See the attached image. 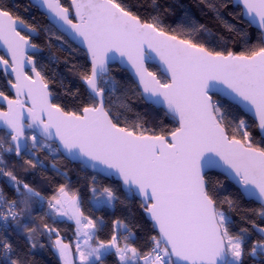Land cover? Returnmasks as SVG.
<instances>
[{
	"label": "snow or ice",
	"instance_id": "1",
	"mask_svg": "<svg viewBox=\"0 0 264 264\" xmlns=\"http://www.w3.org/2000/svg\"><path fill=\"white\" fill-rule=\"evenodd\" d=\"M33 2L39 7H46L55 22L72 24L68 9L59 0ZM71 3L81 21L72 24L74 35L86 42L91 56L90 74L82 76L90 103L81 105L79 113L66 111L59 103L52 102V93L43 83L44 78L36 71L35 65L32 71L36 72L37 80L23 73L22 58L26 49H35L36 46L20 35V30L26 26L24 21L19 18L14 20L7 7L0 2V41L7 46L12 58V64H9L0 56V64L7 65L3 69L6 73L9 69L16 73L18 83L12 86L17 89V97L27 89L26 94L32 101L28 116L33 121L28 125L22 124L24 101L9 100L0 92V98L8 103V112H0V123L10 130L11 140L16 142V155L20 153V137L24 135L25 126L31 128L35 124L42 126V134L59 137L63 147L73 156L88 157L115 169L129 189L135 186L143 195L145 211L155 221L154 226L159 228V238H151L152 247L146 253L128 244L118 246L114 235L108 244L101 241L98 247L89 249L87 253L80 251L77 244L80 259L86 264H95L112 248H115L120 264H141V261L143 264H243L246 254L255 257L258 250L264 257L262 241H256L250 253L245 252L242 245L246 229H241L239 235L229 232L231 218L222 210V205L226 202L229 208H235L237 204L232 200L218 201L214 198L213 182L204 172L205 167L220 166L223 162L238 178L244 195L264 204V148L253 147L251 142L245 146L235 134L230 137L222 106L213 99V90L218 89L225 96L250 106L259 116V128L264 131V39L261 46L247 54L228 52L225 56L222 52L209 51L192 39L178 40L158 26L157 18H153V22H141L139 16L118 0H71ZM239 3L243 4L250 17L249 23L264 29V0H239ZM211 6L215 8V5ZM225 27L229 31L234 30L232 25L226 24ZM200 28L204 26L200 25ZM146 49L159 56L170 73L169 81L161 83L143 67ZM109 52L127 57L140 77L143 91L147 94L145 99L164 104L168 113L178 121L177 128L151 136L143 133L136 135L114 120L110 115L111 109L106 107L105 96V88L111 92L116 87L114 80L104 78L109 71L108 61L112 59L108 56ZM230 127L233 133L242 132L245 139L251 136L243 119L238 118ZM32 139L35 140V137ZM27 163L36 166L32 160ZM0 175L10 178L21 197L19 202L7 200L0 190V221L5 222L0 227L6 229L9 219L19 221L17 207L23 205L27 208L31 198L39 196V193L10 171L0 168ZM21 187L26 191L21 192ZM92 191L95 193L96 189ZM60 192L64 194L63 187ZM101 195L105 203L110 204L115 199L108 188ZM95 199L100 202V197ZM67 203L73 210L70 218H75L79 226L82 213L78 202ZM48 206L57 214L68 215L60 201L56 204L49 202ZM259 214L264 218V211ZM84 219L85 228L96 227L95 221L87 217ZM115 223L119 225L120 221ZM27 231L33 233L35 229ZM258 231L264 233V228ZM84 235L91 239L89 233ZM132 235L130 232L129 236ZM55 245L65 264H72L67 257L69 246L59 239ZM31 246L35 248L36 244ZM0 264L28 262L4 238L0 239Z\"/></svg>",
	"mask_w": 264,
	"mask_h": 264
},
{
	"label": "trees",
	"instance_id": "2",
	"mask_svg": "<svg viewBox=\"0 0 264 264\" xmlns=\"http://www.w3.org/2000/svg\"><path fill=\"white\" fill-rule=\"evenodd\" d=\"M0 2L15 19L23 20L27 27L38 32L37 38L33 40L37 47L42 49V53L36 55L37 69L50 87L54 97L53 103H59L66 111L79 113L81 105L90 103L89 92L82 79L83 75L90 74L91 71L86 53L61 35L29 0ZM118 2L139 16L142 22H153V18H157L158 26L165 32L179 39H192L213 53L247 54L251 49L261 46L263 39L262 33L244 20L242 9L233 6L232 0H118ZM61 3L65 8H70V0H61ZM224 4L228 7H223ZM211 5H215V8ZM226 24L232 25L234 30L229 31L225 27ZM200 25L204 28L201 29ZM148 68L162 83L168 81L156 66L149 65ZM109 71V76L104 78L114 80L116 87L111 92L105 88L106 107L111 109L110 115L121 127H128L138 135L160 134L161 131L167 133L178 127L172 116L164 110L155 109L143 100L128 72L117 65L111 66ZM0 92L8 95L4 81L1 80ZM215 100L222 106L226 131L230 137L235 134L245 145L251 142L253 147L264 148V139L261 138L256 123L249 116L226 100L219 97H215ZM238 118L245 121L251 133L247 139L243 137L242 132L233 133L231 130L230 125H234ZM136 124L140 127L134 128L133 125ZM38 140L35 148H28L18 157L10 135L0 130V158L3 160L0 168L12 172L18 180L27 183L39 193V196L31 198L27 208L20 205L19 221L11 222L0 239L7 238L28 264H63L56 252L55 241L60 239L75 250L76 226L72 221L58 217L48 206L49 202L59 197L60 189L63 187L69 196L78 199L82 216L95 221L98 233L110 239L118 234L121 243L127 241L141 252L146 253L151 249V238L158 236L147 219L145 207L140 200L124 191L121 184L113 178H105L90 172L81 164L65 159L54 144L44 142L40 138ZM8 148H12L13 151H6ZM28 160H32L36 166L29 165ZM207 177L213 182L214 198L218 201L236 202L235 208H229L228 203H223L222 210L231 218L228 224L231 234L239 235L241 229L247 230L244 233L242 247L246 253H250L256 241L264 242L254 230V227L264 228V218L259 214L264 208L246 200L223 175L211 172ZM93 188L98 195H101L105 188L110 189L115 196L113 207L106 205L95 207L92 202L95 194ZM0 190L9 200L15 199L19 202L21 199L14 183L7 176L2 175ZM20 191L26 190L21 187ZM116 221L124 224L125 230L120 228L117 231ZM29 228L35 229V232L29 233L27 231ZM48 229L53 231L49 232ZM130 232L132 236H129ZM33 243L36 244L35 248L31 246ZM95 264L119 262L112 253H108ZM243 264H264V257L260 256L258 250L255 257L246 254Z\"/></svg>",
	"mask_w": 264,
	"mask_h": 264
},
{
	"label": "water",
	"instance_id": "3",
	"mask_svg": "<svg viewBox=\"0 0 264 264\" xmlns=\"http://www.w3.org/2000/svg\"><path fill=\"white\" fill-rule=\"evenodd\" d=\"M29 2H30V4L32 6L38 8L39 11L41 13H43L47 17V19L49 20L50 24L61 35L66 37L69 42H71L73 45L77 46L78 48H80L81 50H83L86 53V55L88 57V62H89L90 67H91V56H90V53L88 51L86 42H84L82 38H79V37L74 35L75 30L72 28V24H79L81 21L79 20V18L76 15V10H75V7L72 5L71 0H70V8H67V9H68V18L72 21V24H66L63 21H60L59 23L55 22L54 19H53V15L48 11V9L46 7H39L37 4H35L33 2V0H29ZM59 3L62 5L61 0H59ZM232 3H233V6L240 7L242 9L243 18H244V20H246L249 23L250 17L246 14L245 9L243 7V4L239 3V0H232ZM13 19L15 20L14 17H13ZM250 25L254 29L258 30L259 32L264 33V29H261L258 24L252 23ZM23 32L27 33L31 38H36L38 36V32L36 30L33 31V29H31V28H29L27 26L23 27L22 30H20V35L21 36H24ZM24 37H26V36H24ZM30 37H26V38L28 40V43L32 44V40H31ZM177 39L180 40L179 38H177ZM263 39H264V36H263ZM146 52H147V55L145 56V58L143 60V67L145 69H147L148 72H151L149 70L148 66L149 65L156 66L160 70L161 74L164 75L169 81L170 73L166 71V66L160 60L159 56L154 51H151V50H147L146 49ZM1 53H2V56L4 57V59L7 60L9 62V64H12L11 53L8 51L7 46L4 44L3 41H0V56H1ZM40 53H42V49L36 46L35 49H30V48L26 49V54L22 58V61H23L22 71H23V73L25 75H27V71L30 70L31 71V75H32V80H37V77H36V72L32 71V66L33 65H35V68H36V60L33 57H31V55L40 54ZM108 56L112 57V59H110L108 61V69L109 70H110L111 66L117 65L122 70H125L126 72H128L130 77L133 79V81L137 85L138 90H139L143 100L147 104L153 106L155 109L164 110L168 115H170L168 113L167 108H166V106L164 104L151 103V102H149V101H147L145 99V96L147 94L144 93V91H143V85L140 83V77L137 74L136 69L133 67L132 63L130 61H128L126 56L122 57L118 52L117 53L109 52ZM225 56H227V55H225ZM29 57H31L30 61H29ZM5 67H7V65L0 64V70L3 71V73L6 76L10 75L12 77V79H13V83H11V84L9 83V88H10V91L13 94L14 98L11 99V98L8 97V99L9 100H13V101H15V100L24 101V108L22 109V111L24 113V116L21 119V123L24 124V125L31 124V123H33V121L28 116V109L32 107V101H31V98L28 97L27 94H26L27 93V89L25 88L24 92L19 97H17V95H16L17 89L12 86V85H16L18 83L17 80H16V73L12 72L11 69H9L8 72L6 73L3 70ZM13 67H17V65H13ZM36 71H38L37 68H36ZM151 73H153V72H151ZM109 74H110V71H108V73L105 74V76H109ZM153 74H154L155 79L160 81L158 76L155 73H153ZM149 79H151V78H149ZM43 83H45L44 80H43ZM85 86L87 88L86 84H85ZM48 90L50 91L49 85H48ZM215 97H219L220 99L226 100L229 103H231L232 105L237 106L243 113H245L247 116H249L256 123L258 132H259L261 138L264 139V131H262L259 128V116L256 114V112L250 106H245L244 104L240 103L238 100H233L231 97L225 96L224 93L222 91L218 90V89H214L213 90V99H215ZM51 99H52V102H53V99H54L53 95H52ZM0 106L5 108L4 111L0 110V112H3V113H7L8 112V103H7V101L3 100L2 98H0ZM177 123H178V121H177ZM41 128H42V126L37 127L35 124L31 128H28V127L25 126L24 135L20 137V142L22 143V146L20 148L19 155H17L18 157L21 156L23 153H25L28 150V148H29L28 133L29 132H33V133H35V135L38 138H40L44 142H47V143H50V144H54L56 146L58 152L65 159H67V160H69V161H71V162H73L75 164H81L84 168H86L87 170H89L90 172H92L94 174L101 175V176H103L105 178H113L114 180L119 182L121 184V186H122L124 191H126L127 193H130V194H133L134 197H136L138 200H140L142 202L143 206L145 207V204H144L145 198L143 197V195L136 190L135 186H133L132 189H129L128 186L124 183V180L121 177V175L119 173H117L115 169H109V168H107L106 165H103V164L99 163L98 161H93V160H91L88 157H83V156L75 157V156H73L72 154H70L63 147L59 137L46 136V135L42 134ZM0 130H3V131H5L8 134L10 132V130L6 129L2 123H0ZM136 135H138V134H136ZM146 136H151V135H146ZM11 143L13 145V148L15 149L16 142L11 140ZM23 145H26V147L23 146ZM245 146H247V145H245ZM204 172L206 173V175L208 173H211V172H216V173H219V174L223 175L225 178H227V180L233 186H235L240 191V193L243 195V197L246 200L253 201L256 204H258V205H260V206H262L264 208V204H262V202L260 200H258L256 198H249V197H246L244 195L243 189L241 187V184L238 182V178H236L233 175L231 170H229L227 168V166L223 164V162H221L220 166L211 167V168L205 167L204 168ZM146 217L151 222V224L153 226V229L155 230V232L157 233V236L159 238V228H158V226H154L155 225V221L152 220V218H151V216H150V214L148 212H146ZM258 229H259V227H254V230L256 231V233L260 237H262L263 240H264V233H260L258 231Z\"/></svg>",
	"mask_w": 264,
	"mask_h": 264
},
{
	"label": "rangeland",
	"instance_id": "4",
	"mask_svg": "<svg viewBox=\"0 0 264 264\" xmlns=\"http://www.w3.org/2000/svg\"><path fill=\"white\" fill-rule=\"evenodd\" d=\"M33 137H35V140H33L32 138ZM28 140H29V148H31V149H33V148H35L36 146H37V143H39L38 141V137L35 135V134H29L28 135ZM33 145H35V147L33 146ZM96 197H100V202H97V200L95 199ZM57 201H60L59 200V197L58 198H56L54 201H52L54 204H56V202ZM92 202H93V205L95 206V207H100V206H103V205H106V206H109V207H113V205H114V200L109 204V203H105V202H103V196L102 195H98V194H94V196H93V199H92ZM52 210H54V209H52ZM55 211V210H54ZM71 211V210H70ZM70 211H68V214L70 213ZM57 214V213H56ZM58 215V217H64V218H68L67 216H65V215H60V214H57ZM86 223V221H84L83 223H82V225H79L78 227H79V232H78V235H77V238H76V240H75V242H74V247H75V251L69 246V248H70V250H72V252H73V254H74V258H76V260H75V264L76 263H78V264H86V262L85 261H82L81 259H80V252H78L77 251V244H79V248H80V251H82V252H85V253H87V251L89 250V249H91V248H95V247H98L99 246V244H100V242L101 241H103L105 244H108L110 241H111V239L110 238H108V237H106L105 235H101V237L99 236L98 237V235H97V240L96 241H94V239H95V237L96 236H92L91 237V239H88V237L87 236H85L84 235V233H83V231H82V228H81V226H83L84 227V224ZM123 229V230H125V225L124 224H119V225H117L116 224V229H117V231L119 230V229ZM84 229H85V231L87 232V228H85L84 227ZM88 233V232H87ZM91 235V234H90ZM116 236V238H117V244H118V246H120V247H123L124 246V244H128V245H130V246H132L129 242H127V241H123L122 243L119 241V236H118V234H116L115 235ZM87 240V243H85V241ZM57 252V251H56ZM59 252H57V254H58ZM109 253H112L114 256H115V258L118 260V255L116 254V252H115V248H112V249H110L109 250ZM59 255V257H60V259L62 258L61 257V255H60V253L58 254ZM105 256V255H104ZM104 256H102L101 257V259L104 257ZM62 260H63V263L65 264V260L62 258ZM93 260H94V258H93ZM118 262H119V264H120V261L118 260ZM141 264H143V262L141 261Z\"/></svg>",
	"mask_w": 264,
	"mask_h": 264
},
{
	"label": "crops",
	"instance_id": "5",
	"mask_svg": "<svg viewBox=\"0 0 264 264\" xmlns=\"http://www.w3.org/2000/svg\"><path fill=\"white\" fill-rule=\"evenodd\" d=\"M66 194V195H65ZM59 200H60V202H61V204H63L64 205V210L65 211H70V213L67 215V217L68 218H64V217H62L63 219H67V220H70V221H72L74 224H75V226H76V232H77V235H78V231H77V229H78V225H77V223H76V219L75 218H70V217H72L73 216V210L69 207V204L67 203V202H70V201H77L78 202V199L76 198V197H71V196H69V194L68 193H66L65 191H64V194H61V192H60V194H59ZM52 204H54L53 202H51ZM61 218V217H60ZM79 219H80V221H81V223H80V225H82V223L85 221V219H84V217L82 216V215H80L79 216ZM81 228H82V231H83V233H85L86 231H85V229H84V227L83 226H81ZM87 232L89 233V234H91V237L92 236H96L95 237V239H94V241H96L97 239V235H98V237L100 236L101 237V233H98L97 232V229H96V227L95 228H91V227H88L87 228ZM76 238H77V236H76ZM112 239V238H111ZM60 240V239H59ZM76 240V239H75ZM61 241V243L62 244H67V243H65V242H63L62 240H60ZM68 245V244H67ZM69 246V245H68ZM55 248H56V251L57 252H59V250H58V248H57V246L55 245ZM75 251V250H74ZM59 254V253H58ZM74 256V254H73V252H72V250H70V248H68V252H67V257L72 261V264H75L74 262H75V260H76V258H74L73 257ZM61 261H62V263H63V260H62V258H61ZM64 264V263H63Z\"/></svg>",
	"mask_w": 264,
	"mask_h": 264
},
{
	"label": "flooded vegetation",
	"instance_id": "6",
	"mask_svg": "<svg viewBox=\"0 0 264 264\" xmlns=\"http://www.w3.org/2000/svg\"><path fill=\"white\" fill-rule=\"evenodd\" d=\"M23 35L24 36H26V37H30L27 33H24L23 32ZM31 38V37H30ZM37 38V37H36ZM35 38H31V40H32V44L33 45H35V46H37L34 42H33V40H34ZM36 55H38V54H35V55H31V57H33L35 60H36ZM1 56H2V53H1ZM36 68H37V60H36ZM38 70V69H37ZM27 75L28 76H30V77H32V75H31V71L30 70H28L27 71ZM0 80L1 81H4V84H5V86H6V88H7V90H8V95H6V94H4L5 96H7V97H9V98H14V96H13V94L11 93V91H10V88H9V81H11V83H13V79H12V77L10 76V75H5L4 73H3V71H1L0 70ZM45 82V81H44ZM0 110H5V108L4 107H2V106H0ZM29 134H35V133H33V132H29L28 133V135Z\"/></svg>",
	"mask_w": 264,
	"mask_h": 264
},
{
	"label": "built area",
	"instance_id": "7",
	"mask_svg": "<svg viewBox=\"0 0 264 264\" xmlns=\"http://www.w3.org/2000/svg\"><path fill=\"white\" fill-rule=\"evenodd\" d=\"M1 178H2V175H0V180H1ZM4 195V194H3ZM5 196V198L7 199V200H9L8 199V197L6 196V195H4ZM0 210H2V209H0ZM16 211L19 213V207H17V209H16ZM11 222H13V220H11V219H9L7 222H6V229L9 227V225H10V223ZM5 224V222H3V221H0V225H4ZM5 229V227H0V237H1V234L3 233V231L4 230H6Z\"/></svg>",
	"mask_w": 264,
	"mask_h": 264
}]
</instances>
